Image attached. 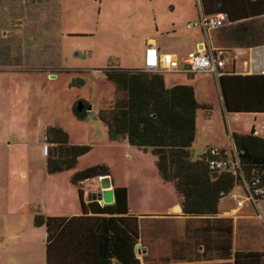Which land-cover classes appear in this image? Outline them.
Instances as JSON below:
<instances>
[{
    "label": "rangeland",
    "instance_id": "1",
    "mask_svg": "<svg viewBox=\"0 0 264 264\" xmlns=\"http://www.w3.org/2000/svg\"><path fill=\"white\" fill-rule=\"evenodd\" d=\"M25 2L36 4L35 10ZM13 5L12 10L11 1L0 0V42L6 45L0 60V188H31L42 199L41 206L30 203L31 217L29 221L25 218L24 225H34L32 212H37L36 207L60 205V195L64 210L73 200L79 203L78 188L70 178L76 171L93 166H106L115 183L128 187L132 213L165 209L176 192L171 182L159 177L156 157L150 151L121 143V138H111L106 123L98 116L99 109L117 92L103 69L113 64L127 65L132 48L138 50L142 35L149 31L160 39L161 31L172 27L178 38L200 29L186 26L187 21L193 22L189 20L193 12L197 14L196 1L15 0ZM24 14L26 17L16 22V17ZM181 77L191 83L200 79L202 91L212 103L209 117L203 109L197 110L191 157L196 159L211 142L223 147L229 158L236 155L213 77L201 73L190 79ZM78 102L87 104L83 116L76 112ZM47 125L65 130L70 143L91 146L74 167L47 172ZM90 179L80 181L78 186L88 188ZM45 190L49 196L58 192L57 199L46 204ZM239 191L242 194L243 190ZM138 199L147 202L146 206ZM20 224L15 220V226ZM45 236L44 225L31 232L28 239L32 245L25 247L28 264H46Z\"/></svg>",
    "mask_w": 264,
    "mask_h": 264
},
{
    "label": "trees",
    "instance_id": "2",
    "mask_svg": "<svg viewBox=\"0 0 264 264\" xmlns=\"http://www.w3.org/2000/svg\"><path fill=\"white\" fill-rule=\"evenodd\" d=\"M8 1L12 2L13 10L15 0ZM243 1L246 3L240 1L238 4L243 6L245 13H250V6L255 11L256 5L260 10L264 4V0H253L251 4L250 0ZM233 2L238 0H200L201 14L226 15L223 24L214 28L245 19V16L231 17L228 6ZM26 5H30L31 11L35 10L36 4L25 2ZM22 17L26 15L17 16L16 22ZM5 47L0 42V60L5 56ZM218 71L228 113H264V74L223 72L220 68ZM103 72L114 82L117 92L109 104L99 109V118L106 123L111 138H121L156 157L159 177L174 185L183 213L215 215L220 200L235 188L243 190L248 197L253 193L256 202L264 199V195L255 190L264 189V137L257 135L253 128L247 133L231 132L236 151L231 158L224 150L213 152L209 148L193 159L190 148L196 135L197 110L203 109L209 117L212 107L198 100L192 85L166 86L165 73L147 72L143 67L131 69L113 64ZM86 108L83 102L82 108L76 109L77 114L85 115ZM44 135L48 173L74 167L78 158L91 148L88 144L70 143L68 133L53 125L45 128ZM212 160L228 164L217 168L211 166ZM105 174L110 172L103 165L78 170L71 176L78 188L80 213L44 215L37 210L34 214V225H44L46 229V264H141L136 253L141 218L129 212L126 187L114 185L113 201L100 205L98 200L86 201L78 186L82 180ZM230 222L224 227L223 236V256L227 259L231 258ZM261 254L238 250L233 253L232 262L262 264Z\"/></svg>",
    "mask_w": 264,
    "mask_h": 264
},
{
    "label": "crops",
    "instance_id": "3",
    "mask_svg": "<svg viewBox=\"0 0 264 264\" xmlns=\"http://www.w3.org/2000/svg\"><path fill=\"white\" fill-rule=\"evenodd\" d=\"M195 1L197 14L194 11L189 17V20L193 21L198 19L203 12L200 0ZM240 1L245 2L238 0L228 6L229 14L231 17L245 16V19L229 21L219 28H210L207 31L201 27L200 29L194 28L189 31L186 37L181 38L175 36L174 27L170 30L166 29L165 32L162 30L160 39L149 31L142 35V43L138 50L132 48L130 63L128 62L124 66L117 65L122 68H142L144 50L148 44H155L161 53H170L176 57H182L187 52L195 50L209 51L214 48H223L226 61L220 67L221 71L264 74V4L260 10H258L259 5H256L255 11L250 6V13H245L243 6L238 4ZM249 2L251 4L253 0ZM173 25L174 23L171 26ZM165 74H167L165 75L166 86L192 85L198 100L204 101L212 107V103L202 91L200 79L191 83L188 79L181 77L186 76L190 79L194 74L189 75L186 72H166ZM201 75L213 77L219 105L229 121L230 136L233 131L247 133L253 128L257 135L264 137V113H228L224 107L218 75L214 73H201ZM120 142L126 143L125 140H120ZM232 144L230 151H232ZM209 148L213 152L224 150L226 153L223 147L214 142L207 143L201 153ZM110 178L112 188L114 185L126 187L129 207L128 187L115 183L111 175ZM89 181L91 182L88 188L80 187L86 201L92 199V192L99 190L98 179L92 178ZM80 183L79 185H81ZM48 190L50 191L51 188ZM50 193L51 196L47 190L43 192L46 204L47 200L54 202L58 197V192ZM74 198L76 197L74 196ZM41 200L38 193L31 192V188H0V264H28L25 247L28 248L32 245L28 238L31 232L39 226L24 225V222L25 218L26 221H29L31 217L28 212L30 203L38 202L41 206ZM238 200H242L241 206L237 205ZM58 202L60 205L53 204L54 207L51 209L47 207L33 208L38 209V212L44 215L70 216L80 213L78 201H71L70 208L67 210L62 209L61 195L58 197ZM138 202H141L142 206H146L147 203L140 199ZM129 212L132 213L130 210ZM145 212L147 214H138L137 211L132 213L141 218L139 243L136 247V253L142 260L141 264H233V253L238 250L261 252L260 261L264 264V199L256 202L250 195L249 197L245 195L243 191L240 194L239 188H235L220 200L219 211L215 215L191 216L183 213L177 194L172 196V200L166 204L165 209ZM32 213L34 217L35 211ZM15 220H19L21 224L15 226ZM229 220L231 221L232 242L231 258L227 259L223 256V236L224 227L229 226Z\"/></svg>",
    "mask_w": 264,
    "mask_h": 264
},
{
    "label": "built area",
    "instance_id": "4",
    "mask_svg": "<svg viewBox=\"0 0 264 264\" xmlns=\"http://www.w3.org/2000/svg\"><path fill=\"white\" fill-rule=\"evenodd\" d=\"M226 19L224 13L211 16L200 14L198 19L188 22V28L199 26L207 31L223 24ZM224 49L215 48L209 51L195 50L184 54L182 57H176L170 53H161L155 44H148L143 54V69L147 72H186V73H214L219 75V68L225 63ZM237 160V158H236ZM237 163V161H236ZM211 166L224 168L228 162L212 160ZM257 183V180L254 182ZM257 193L264 195L263 188H256ZM250 197L255 200L253 193ZM237 205H242V200L237 201Z\"/></svg>",
    "mask_w": 264,
    "mask_h": 264
},
{
    "label": "water",
    "instance_id": "5",
    "mask_svg": "<svg viewBox=\"0 0 264 264\" xmlns=\"http://www.w3.org/2000/svg\"><path fill=\"white\" fill-rule=\"evenodd\" d=\"M82 106H83L82 102L77 103V109L80 110ZM97 179L99 183V190L96 192H92L91 198L93 200H98L100 205L111 203L113 201V192H112V183H111L110 175L109 174L100 175L97 177Z\"/></svg>",
    "mask_w": 264,
    "mask_h": 264
}]
</instances>
